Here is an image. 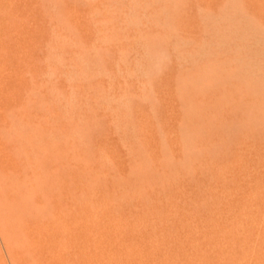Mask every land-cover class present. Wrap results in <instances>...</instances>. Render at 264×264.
<instances>
[{"label":"rangeland","instance_id":"obj_1","mask_svg":"<svg viewBox=\"0 0 264 264\" xmlns=\"http://www.w3.org/2000/svg\"><path fill=\"white\" fill-rule=\"evenodd\" d=\"M0 12V264H264V0H0Z\"/></svg>","mask_w":264,"mask_h":264},{"label":"bare ground","instance_id":"obj_2","mask_svg":"<svg viewBox=\"0 0 264 264\" xmlns=\"http://www.w3.org/2000/svg\"><path fill=\"white\" fill-rule=\"evenodd\" d=\"M3 1H4V0H3ZM115 1H116V0H115ZM127 1H128V0H127ZM130 1H131V0H129V2H130ZM152 1H153V0H152ZM155 1H156V0H155ZM227 1L229 2V0H227ZM35 2H36V1H35ZM41 2H43V1H41ZM45 2H46V1H45ZM57 2H58V1H57ZM57 2H56V3H57ZM61 2H62V1H61ZM110 2H111V0H110ZM123 2H125V1H123ZM149 2H150V1H149ZM185 2H186V1H185ZM195 2H196V1H195ZM8 3H10V2H8ZM13 3H14V2H13ZM36 3H37V2H36ZM47 3H48V2H47ZM69 3H70V1H69ZM132 3H133V2H132ZM132 3H131V4H132ZM190 3H191V2H190ZM224 3H225V2H224ZM240 3H242V1H241ZM26 4H27V3H26ZM53 4H54V3H53ZM59 4H60V3H59ZM100 4H101V3H100ZM129 4H130V3H129ZM136 4H137V2H136ZM144 4H145V3H144ZM174 4H175V3H174ZM182 4H183V3H182ZM204 4H205V3H204ZM204 4H202V5L204 6ZM207 4H210V3H207ZM232 4H234V2L231 3V5H232ZM235 4H236V3H235ZM235 4H234V5H235ZM252 4H253V3H252ZM29 5H30V4H29ZM45 5H46V4H45ZM62 5H65V4H62ZM115 5H116V4H115ZM117 5H118V4H117ZM126 5H127V4H126ZM134 5H135V4H134ZM134 5H133V6H134ZM137 5H138V4H137ZM158 5H159V4H158ZM216 5H217V4H216ZM223 5L226 6V4H223ZM10 6H11V5H10ZM12 6H13V5H12ZM12 6H11V7H12ZM57 6H58V5H57ZM108 6H109V5H108ZM148 6L150 7V5H148ZM151 6H152V5H151ZM168 6H169V5H168ZM174 6H175V5H174ZM187 6H188V4H187ZM192 6H193V5H192ZM194 6H195V5H194ZM235 6H236V5H235ZM247 6H249V5H247ZM252 6H253V5H252ZM7 7H8V5H7ZM11 7H10V10H11ZM31 7H32V6H31ZM33 7H35V6H33ZM43 7H44V6H43ZM43 7H42V8H43ZM59 7H60V6H58V8H59ZM66 7H67V6H66ZM101 7H102V6H101ZM140 7H141V6H140ZM164 7H165V6H164ZM254 7H255V6H254ZM4 8H5V7H4ZM103 8H104V7H103ZM108 8H109V7H108ZM119 8H120V7H119ZM124 8H126V7H124ZM158 8H159V7H157V9H158ZM190 8H191V7H190ZM217 8H218V7H217ZM231 8H232V7H231ZM242 8H243V7H242ZM29 9H30V8H29ZM29 9H28V10H29ZM37 9H38V8H37ZM40 9H41V8H40ZM54 9H56V8H54ZM67 9H68V8H67ZM67 9H66V10H67ZM104 9H105V8H104ZM110 9H111V8H110ZM114 9H115V8H114ZM163 9H165V8H163ZM218 9H219V8H218ZM255 9H256V8H255ZM21 10H22V9H21ZM52 10H53V9H52ZM64 10H65V9H64ZM88 10H90V9H88ZM126 10H127V9H126ZM137 10H139V9L137 8ZM141 10H142V8H141ZM141 10H140V11H141ZM154 10H155V9H154ZM161 10H162V9H161ZM173 10H174V9H173ZM180 10H181V8H180ZM193 10H194V9H193ZM221 10H222V9H221ZM221 10H220V11H221ZM252 10H253V8H252ZM6 11H7V10H6ZM16 11H17V10H16ZM42 11H43V10H42ZM44 11H45V10H44ZM53 11H54V10H53ZM92 11H95V10H92ZM99 11H100V10H99ZM107 11H108V10H107ZM111 11H112V10H111ZM114 11H115V10H114ZM124 11H125V10H124ZM129 11L131 12V10H128V12H129ZM144 11H145V10H144ZM148 11H149V9H148ZM163 11H164V10H163ZM189 11H190V9H189ZM194 11H195V10H194ZM194 11H192V12H190V13H193ZM200 11H201V10H200ZM217 11H218V10H217ZM220 11H219V12H220ZM234 11H235V10H234ZM242 11H243V10H242ZM39 12H40V11H39ZM45 12H46V11H45ZM54 12H55V11H54ZM102 12H103V11H102ZM104 12H105V11H104ZM134 12H135V11H134ZM142 12H143V10H142ZM236 12H237V11H236ZM238 12H241V11L238 10ZM251 12H252V11H251ZM0 13H1V12H0ZM4 13H5V12H4ZM37 13H38V12H37ZM56 13H57V11H56ZM60 13H61V12H60ZM115 13H116V12H115ZM177 13H178V11H177ZM201 13H202V11H201ZM231 13H232V12H231ZM243 13H244V12H243ZM43 14H44V13H43ZM108 14H109V13H108ZM119 14H120V13H119ZM158 14H159V13H158ZM241 14H242V13H241ZM8 15H9V14H8ZM16 15H17V14H16ZM16 15H15V16H16ZM27 15H28V14H27ZM51 15H52V14H51ZM51 15H50V16H51ZM62 15H63V14H62ZM62 15H59V16H62ZM65 15H66V14H65ZM69 15H70V14H69ZM84 15H86V14L84 13ZM87 15H88V14H87ZM101 15H102V14H101ZM101 15H100V16H101ZM123 15H124V13H123ZM129 15H130V14H129ZM134 15H135V13H134ZM150 15H151V14H150ZM150 15H149V16H150ZM166 15H167V14H166ZM180 15H181V14H180ZM193 15L195 16V15H197V14H193ZM199 15H200V12H199ZM259 15H260V14H259ZM1 16H3V15H1ZM9 16H10V15H9ZM9 16H8V17H9ZM42 16H43V15H41V17H42ZM46 16L48 17L47 14H46ZM46 16H45V17H46ZM66 16H67V15H66ZM90 16H91V15H90ZM94 16L96 17V15H94ZM107 16H108V15H107ZM112 16H113V13H112ZM132 16H133V15H132ZM146 16H147V15H146ZM153 16H154V15H153ZM191 16H192V15H191ZM191 16H190V17H191ZM209 16H210V15H209ZM243 16H244V14H243ZM31 17H32V16H31ZM39 17H40V16H39ZM67 17H68V16H67ZM92 17H93V15H92ZM101 17H102V16H101ZM116 17H117V16H116ZM119 17H120V16H119ZM126 17H127V16H126ZM126 17H125V19H126ZM163 17H164V16H163ZM186 17H188V16L186 15ZM230 17H231V16H230ZM238 17H239V16H238ZM0 18H1V17H0ZM9 18H10V17H9ZM9 18H8V19H9ZM43 18H44V17H43ZM43 18H42V19H43ZM55 18H57V16H56ZM55 18H54V19H55ZM86 18H87V17H86ZM102 18H103V17H102ZM110 18H111V17H110ZM123 18H124V17H123ZM129 18H130V17H129ZM133 18H134V17H133ZM135 18H137V20H138V17H135ZM144 18H145V16H144ZM156 18H157V17H156ZM164 18H165V17H164ZM194 18H197V17H194ZM198 18H199V17H198ZM198 18H197V20H198ZM234 18H235V17H234ZM2 19H3V17H2ZM14 19H15V18H14ZM14 19H13V20H14ZM33 19H34V18H33ZM57 19H58V18H57ZM60 19H61V18H60ZM90 19H91V18H90ZM95 19H96V18H95ZM114 19H115V18H114ZM130 19H131V18H130ZM130 19H129V20H130ZM146 19H148V18H146ZM211 19H212V18H211ZM211 19H210V20H211ZM232 19H233V17H232ZM232 19H231V20H232ZM5 20H6V19H5ZM15 20H16V19H15ZM44 20H46V19H44ZM47 20H48V19H47ZM62 20H63V19H62ZM134 20H135V19H134ZM160 20H161V19H160ZM174 20H175V19H174ZM197 20H196V21H197ZM200 20H202V19L200 18ZM208 20H209V19H208ZM215 20H216V19H215ZM249 20H251V19H249ZM254 20H255V19H254ZM254 20H253V21H254ZM10 21H12V20L10 19ZM17 21H18V20H17ZM50 21H51V19H50ZM64 21H65V20H64ZM92 21H93V19H92ZM110 21H112V20H110ZM124 21H125V20H124ZM147 21H148V20H147ZM147 21H146V22H147ZM187 21H188V20H187ZM206 21H207V20H206ZM240 21H241V19H240ZM251 21H252V20H251ZM12 22H13V21H12ZM31 22H32V21H31ZM37 22H38V21H37ZM68 22H69V21H68ZM86 22H87V20H86ZM88 22H89V21H88ZM94 22H95V21H94ZM94 22H93V23H94ZM96 22H97V21H96ZM104 22H105V21H104ZM114 22H115V20H114ZM114 22H113V23H114ZM125 22H126V21H125ZM138 22H140V21H138ZM152 22H154V21H152ZM164 22H165V20H164ZM168 22H169V21H168ZM198 22H199V20H198ZM198 22H197V23H198ZM202 22H203V21H202ZM202 22H201V23H202ZM244 22H245V21H244ZM244 22H243V23H244ZM255 22H256V21H255ZM255 22H254V23H255ZM2 23H3V22H2ZM6 23H7V21H6ZM39 23H40V22H39ZM44 23H45V22H44ZM59 23H60V22H59ZM62 23H63V22H62ZM79 23H80V22H79ZM89 23H92V22H89ZM93 23H92V24H93ZM100 23H102V22H100ZM128 23H129V21H128ZM135 23H136V22H135ZM135 23H134V24H135ZM165 23H166V22H165ZM199 23H200V22H199ZM199 23H198V26L201 24V23H200V24H199ZM218 23H219V22H218ZM247 23H248V21H247ZM7 24H8V23H7ZM13 24H14V23H13ZM26 24H28V23L26 22ZM47 24H48V23L46 22V25H47ZM53 24H54V23H53ZM115 24H116V23H115ZM119 24H121V23H119ZM132 24H133V23H132ZM146 24H148V23H146ZM181 24H182V23H181ZM202 24H204V23H202ZM213 24H214V23H213ZM233 24H234V22H233ZM240 24H241V23H240ZM244 24H245V23H244ZM255 24H256V23H255ZM22 25H23V24H22ZM42 25H43V24H42ZM46 25H45V26H46ZM50 25H51V24H50ZM50 25H49V27H51ZM57 25H58V24H57ZM93 25H94V24H93ZM93 25H92V27H93ZM98 25H99V24H97V26H98ZM129 25H130V24H129ZM140 25H141V24H140ZM140 25H139V26H140ZM189 25H190V24H189ZM195 25H196V24H195ZM250 25H252V23H251ZM9 26H10V25H9ZM45 26H44V27H45ZM70 26H71V25H70ZM88 26H89V25H88ZM100 26L103 27L102 25H100ZM121 26H122V25H121ZM124 26H125V25H124ZM126 26H127V25H126ZM133 26H135V25H133ZM150 26H151V24H150ZM196 26H197V25H196ZM205 26H206V25H205ZM208 26H209V25H208ZM210 26H211V25H210ZM255 26L257 27V24H256ZM29 27H30V26H29ZM29 27H28V28H29ZM47 27H48V26H47ZM57 27H58V26H57ZM74 27H75V26H74ZM111 27L113 28L112 25H111ZM116 27H117V26H116ZM118 27H119V26H118ZM140 27H141V26H140ZM161 27H162V24H161ZM170 27H171V26H170ZM203 27H204V26H201V28H203ZM217 27H218V26H217ZM249 27H250V26H249ZM253 27H254V26H253ZM259 27H260V26H258V29H259ZM10 28H11V27H10ZM14 28H15V26H14ZM17 28H18V27H17ZM103 28H104V27H103ZM103 28H102V29H103ZM106 28H107V27H106ZM120 28H121V27H120ZM133 28H134V27H133ZM146 28H148V27H145V29H146ZM164 28H165V27H164ZM166 28H168V27H166ZM195 28H198V27H195ZM219 28H220V26H219ZM228 28H229V27H227V29H228ZM231 28H232V27H231ZM238 28H239V26H238ZM250 28H251V27H250ZM11 29H12V28H11ZM15 29H16V28H15ZM22 29H23V27H22ZM30 29H31V27H30ZM48 29H49V28H48ZM57 29H59V28H57ZM62 29H63V28H62ZM93 29H94V28H92V30H93ZM113 29H114V28H113ZM131 29H132V28H131ZM136 29H139L138 26H137ZM159 29H160V28H159ZM216 29H217V28H216ZM216 29H214V30H216ZM235 29H236V28H235ZM235 29H234V30H235ZM23 30H24V29H23ZM67 30H68V29H67ZM97 30H98V29H97ZM108 30H109V29H108ZM111 30H112V29H111ZM128 30H129V29H128ZM167 30H168V29H167ZM202 30H203V29H202ZM217 30H218V29H217ZM222 30H224V29H222ZM229 30L231 31V29H229ZM229 30H228V31H229ZM242 30H243V29H242ZM254 30H255V29H254ZM256 30H257V29H256ZM259 30H260V29H259ZM27 31H28V30H27ZM31 31H34V30L31 29ZM47 31H48V30H47ZM51 31H52V30H51ZM55 31H56V29H55ZM63 31H64V30H63ZM93 31H94V30H93ZM116 31H118V30H116ZM129 31H131V30H129ZM149 31H150V30H149ZM169 31H170V30H169ZM192 31H193V30H192ZM203 31L206 32L205 29H204ZM203 31H201V32H202V34L204 35ZM207 31H208V30H207ZM224 31H225V30H224ZM244 31H245V30H244ZM2 32H4V31H2ZM12 32H13V31H12ZM29 32H30V31H29ZM29 32H27V33H29ZM49 32H50V31H49ZM67 32H68V31H67ZM95 32H97L96 29H95L94 33H95ZM114 32H115V31H114ZM127 32H128V31H127ZM154 32H155V31H154ZM175 32H176V31H175ZM196 32H197V31H194V33H196ZM199 32H200V31H199ZM208 32H209V31H208ZM208 32H207V33H208ZM211 32H212V31H211ZM38 33H39V32H38ZM51 33H52V32H51ZM53 33H54V32H53ZM53 33H52V34H53ZM70 33H72V32H70ZM77 33H78V32H77ZM98 33H99V32H98ZM133 33H134V32H133ZM136 33H137V32H136ZM144 33H145V32H144ZM163 33H164V32H163ZM165 33H166V32H165ZM169 33L171 34V32H169ZM220 33H221V31H220ZM230 33H231V32H230ZM257 33H259V32H257ZM0 34H1V33H0ZM3 34H4V33H3ZM5 34H6V33H5ZM39 34H40V33H39ZM56 34H57V33H56ZM68 34H69V33H68ZM92 34H93V33H92ZM95 34H96V33H95ZM110 34H111V33H110ZM218 34H219V33H218ZM231 34H232V33H231ZM250 34H251V32H250ZM1 35H2V34H1ZM7 35H8V34H7ZM42 35H43V34H42ZM60 35H61V34H60ZM60 35H59V36H60ZM84 35H85V34H84ZM90 35H91V34H90ZM101 35H102V34H101ZM139 35H140V34H139ZM175 35H177V34H175ZM205 35H206V34H205ZM205 35H204V36H205ZM210 35H212V34H210ZM244 35H245V34H244ZM247 35H248V34H247ZM258 35H259V34H258ZM4 36H5V35H4ZM8 36H9V35H8ZM32 36H34V35H32ZM45 36H46V35H44V37H45ZM69 36H70V35H69ZM93 36H95V35L93 34ZM177 36H178V35H177ZM254 36H255V35H254ZM254 36H253V37H254ZM39 37H40V36H39ZM39 37H38V38H39ZM50 37H51V36H50ZM50 37H49V38H50ZM91 37H92V36H91ZM114 37H115V36H114ZM124 37H125V36H124ZM148 37H149V36H148ZM155 37H156V36H155ZM208 37H209V36H208ZM229 37H230V36H229ZM232 37H233V35H232ZM234 37H235V36H234ZM241 37H242V36H241ZM258 37H259V36H258ZM261 37H262V36H261ZM263 37H264V36H263ZM22 38H23V36H22ZM41 38L43 39V37H41ZM45 38H46V37H45ZM49 38H48V39H49ZM55 38H56V37H55ZM93 38H94V37H93ZM104 38H105V37H104ZM167 38H168V37H167ZM197 38H199V37L197 36ZM202 38H203V37H202ZM211 38H212V37H211ZM214 38H215V37H214ZM221 38H222V37H221ZM235 38H236V37H235ZM244 38H246V37L244 36ZM249 38H250V37H249ZM19 39H20V38H19ZM28 39H29V38H28ZM30 39H31V38H30ZM73 39H74V38H73ZM88 39H89V38H88ZM113 39H115V38H113ZM117 39H118V38H117ZM125 39H126V38H125ZM125 39H124V40H125ZM134 39H135V38H134ZM195 39H196V38H195ZM224 39H225V38H224ZM237 39H239V38H237ZM242 39H243V38H242ZM4 40H5V39H4ZM32 40H33V39H32ZM45 40H46V39H45ZM45 40H44V41H45ZM65 40H66V39H65ZM91 40H95V38H94V39H91ZM97 40H98V39H97ZM100 40H101V39H100ZM100 40H99V41H100ZM158 40H159V39H158ZM167 40H168V39H167ZM174 40H176V39L174 38ZM178 40H180V39H178ZM193 40H194V39H193ZM193 40H192V41H193ZM197 40H200V38L197 39ZM212 40H213V39H212ZM221 40H222V39H221ZM229 40H230V39H228V41H229ZM255 40H256V39H255ZM7 41H8V40H7ZM9 41H11V40H9ZM22 41H23V40H22ZM44 41H43V42H44ZM55 41H56V40H55ZM55 41H53V42H55ZM95 41H96V40H95ZM104 41H105V40H104ZM107 41H108V40H107ZM127 41H128V40H127ZM133 41H134V40H133ZM138 41H139V40H138ZM202 41H203V40H202ZM215 41H216V40H215ZM219 41H220V40H219ZM222 41H223V40H222ZM228 41H227L226 44H228ZM234 41H236V40H234ZM237 41H238V40H237ZM249 41H250V40H249ZM263 41H264V40H263ZM17 42H18V41H17ZM17 42H16V43H17ZM37 42H38V41H37ZM43 42H42V43H43ZM63 42H64V41H62V43H63ZM181 42H183V41H181ZM199 42H200V41H199ZM230 42H231V41H230ZM230 42H229V43H230ZM240 42H241V41H240ZM240 42H239V43H240ZM242 42H243V41H242ZM246 42H248V41H246ZM258 42H259V41H258ZM31 43H32V42H31ZM106 43H107V42H106ZM113 43H114V42H113ZM120 43H121V42H120ZM168 43H169V40H168ZM170 43H171V42H170ZM195 43H196V42H195ZM195 43H194V46H195ZM202 43H203V42H202ZM204 43H205V42H204ZM237 43H238V42H237ZM259 43H260V42H259ZM4 44H5V43H4ZM4 44H3V45H4ZM19 44H20V43H19ZM38 44H39V43H38ZM43 44H44V43H43ZM49 44H50V43H49ZM56 44H57V43H56ZM56 44H55V45H56ZM81 44H82V43H81ZM94 44H95V43H94ZM111 44H112V43H111ZM130 44H131V43H130ZM152 44H153V43H152ZM159 44H160V43H159ZM165 44H166V43H165ZM174 44H175V43H174ZM181 44H182V43H181ZM231 44H232V43H231ZM240 44H241V43H240ZM247 44H249V43H247ZM254 44H255V43H254ZM15 45H16V44H15ZM23 45H24V44H23ZM35 45H37V44H35ZM70 45H71V44H70ZM74 45H75V44H74ZM105 45H106V44H105ZM127 45H128V44H127ZM134 45H135V44H134ZM176 45H178V44H176ZM199 45H200V44H199ZM224 45H225V44H224ZM234 45H235V44H234ZM261 45H262V44H261ZM9 46H10V45H9ZM38 46H39V45H38ZM44 46L46 47V43H45ZM44 46H43V47H44ZM62 46H64V45H62ZM67 46H69V45H67ZM78 46H79V45H78ZM78 46H77V47H78ZM107 46H108V43H107ZM120 46H121V44H120ZM123 46H124V45H123ZM140 46H142V45H140ZM145 46H146V45H145ZM158 46H159V45H158ZM166 46H167V44H166ZM169 46H170V45H169ZM183 46H184V45H183ZM189 46H190V45H189ZM238 46H239V45H238ZM18 47H19V46H18ZM41 47H42V46H41ZM69 47H70V46H69ZM100 47H101V46H100ZM104 47H105V46H104ZM109 47H110V46H109ZM113 47H115V44L113 45ZM136 47H137V46H136ZM178 47H179V46H178ZM178 47H177L176 49H178ZM222 47H224V46H222ZM243 47H245V46H243ZM243 47H242V49H243ZM259 47H260V46H259ZM28 48H29V47H28ZM35 48H36V47H35ZM57 48H58V47H57ZM60 48H61V47H60ZM66 48H67V47H66ZM90 48H91V47H90ZM92 48H93V46H92ZM110 48H111V47H110ZM141 48H142V47H140V49H141ZM197 48H198V47H197ZM204 48H205V47H204ZM226 48H228V47H226ZM226 48H225V49H226ZM230 48H231V47H230ZM248 48H249V47H248ZM253 48H255V47H253ZM20 49H21V48H20ZM42 49H43V48H42ZM63 49H64V48H63ZM67 49L69 50V48H67ZM93 49H94V48H93ZM93 49H92V50H93ZM100 49H101V48H100ZM115 49H116V47H115ZM121 49H122V48H121ZM173 49H175V48H173ZM221 49H223V48H221ZM234 49H236V48H234ZM259 49H260V48H259ZM31 50H32V49H31ZM37 50H38V49H37ZM39 50H40V48H39ZM44 50H45V49H44ZM46 50H47V49H46ZM46 50H45V51H46ZM78 50H79V49H78ZM105 50H106V49H105ZM113 50H114V49H113ZM117 50H118V49H117ZM117 50H116V51H117ZM143 50H144V49H143ZM164 50H166V49H164ZM168 50H169V49H168ZM171 50H172V49H171ZM215 50H216V49H215ZM230 50H231V49H230ZM250 50H251V48H250ZM254 50H256V49H254ZM257 50H258V49H257ZM261 50H262V49H261ZM16 51H17V49H16ZM33 51H35V49H33ZM47 51H49V49H48ZM84 51H85V50H84ZM89 51H91V50H89ZM95 51L97 52V49H96ZM101 51H102V49H101ZM140 51H141V50H140ZM172 51H175V50H172ZM177 51H178V50H177ZM192 51H194V49H193ZM220 51H221V50H220ZM227 51H228V50H227ZM251 51H252V50H251ZM251 51H250V52H251ZM19 52H20V51H19ZM21 52H22V51H21ZM26 52H27V51H26ZM51 52H52V51H51ZM59 52H61V50H60ZM78 52H79V51H78ZM81 52H82V51H81ZM85 52H87V51H85ZM91 52H92V51H91ZM118 52H119V51H118ZM146 52H147V51H146ZM168 52H169V51H168ZM170 52H171V51H170ZM194 52H195V51H194ZM204 52H205V51H204ZM238 52H239V51H238ZM248 52H249V51H248ZM252 52H253V51H252ZM252 52H251V53H252ZM41 53H42V52H41ZM41 53H40V54H41ZM44 53H45V52H44ZM55 53H56V52H55ZM62 53H63V52H62ZM74 53H75V52H74ZM102 53H104V55H105V53L108 54V53H111V52H107V51H106V52H103V51H102ZM124 53H125V51H124ZM132 53H133V52H132ZM143 53H145V52H143ZM177 53H178V52H177ZM177 53H176V54H177ZM196 53H197V52H196ZM196 53H195V54H196ZM233 53H234V52H233ZM236 53H237V52H236ZM240 53H242V52L240 51ZM257 53H258V52H257ZM257 53H256V54H257ZM30 54H31V53H30ZM49 54H50V53H49ZM52 54H53V53H52ZM52 54H51V55H52ZM60 54H61V53H60ZM93 54H94V53H93ZM107 54H106V55H107ZM136 54H137V53H136ZM170 54H171V53H170ZM170 54H169V55H170ZM184 54H186V53H184ZM203 54H204V53H203ZM227 54H228V53H227ZM3 55H6V53H3ZM19 55H20V54H19ZM27 55H28V54H27ZM36 55H37V53H36ZM36 55L34 54V56H36ZM45 55H46V54H45ZM79 55H80V54H79ZM79 55H78V56H79ZM83 55H84V54H83ZM83 55H82V56H83ZM99 55H100V54H99ZM108 55H110V54H108ZM117 55H118V57H119V53H117ZM127 55H128V53H127ZM147 55H148V54H147ZM149 55H150V54H149ZM161 55H162V54H161ZM172 55H173V53H172ZM179 55H180V54H179ZM179 55H178V56H179ZM186 55H187V54H186ZM188 55H189V54H188ZM188 55H187V56H188ZM198 55H199V54H198ZM200 55H201V54H200ZM233 55H234V54H233ZM237 55H238V53H237ZM247 55H249V53H248ZM7 56H8V55H7ZM13 56H14V55H13ZM65 56H66V55H65ZM86 56H87V55H86ZM89 56H90V55H89ZM95 56H97V55H95ZM100 56H101V55H100ZM110 56H113V55H110ZM122 56H123V54H122ZM133 56H134V55H133ZM136 56H137V55H136ZM144 56H145V55H144ZM154 56H155V55H154ZM187 56H186V57H187ZM191 56H192V55H191ZM211 56H212V55H211ZM253 56H254V55H253ZM42 57H43V55H42ZM52 57H53V56H52ZM57 57H58V56H57ZM61 57H62V56H61ZM76 57H77V56H76ZM79 57H80V56H79ZM92 57H93V56H92ZM116 57H117V56H116ZM118 57H117V59H118ZM124 57H125V55H124ZM128 57H129V56H128ZM128 57H127V58H128ZM139 57H140V56H139ZM167 57H169V56H167ZM173 57H174V55H173ZM212 57H213V56H212ZM230 57H231V56H230ZM234 57H235V56H234ZM242 57H243V56H242ZM242 57H241V58H242ZM32 58H33V57H32ZM48 58H49V57H48ZM55 58H56V57H55ZM58 58H59V57H58ZM68 58H69V57H68ZM147 58H148V57H147ZM179 58H181V57L179 56ZM191 58H192V57H191ZM200 58H201V56H200ZM202 58H203V56H202ZM245 58H247V57H245ZM259 58H260V57H259ZM6 59H7V57H6ZM22 59H23V57H22ZM34 59H35V58H34ZM44 59H46V58H44ZM75 59H76V58H75ZM81 59H82V58H80V60H81ZM99 59H100V58H99ZM101 59H103V56H102ZM107 59H108V58H107ZM111 59H113V57H112ZM135 59H137V57H136ZM149 59H150V58H149ZM156 59H157V58H156ZM198 59H199V56H198ZM223 59H224V58H223ZM35 60H36V59H35ZM50 60H51V58H50ZM92 60H95V59H92ZM97 60H98V58H97ZM108 60H109V59H108ZM125 60H126V59H125ZM157 60H159V59H157ZM157 60H156V62H157ZM189 60H190V59H189ZM193 60H194V59H193ZM250 60H251V59H250ZM253 60H254V59H253ZM2 61H4V60H2ZM51 61H52V60H51ZM64 61H65V60H64ZM76 61H77V60H76ZM98 61H99V60H98ZM112 61H113V60H112ZM114 61H115V60H114ZM130 61H131V59H130ZM174 61H175V60H174ZM232 61H233V60H232ZM239 61H240V60H239ZM10 62H11V61H10ZM16 62H17V61H15V63H16ZM22 62H23V61H22ZM27 62H28V61H27ZM33 62H34V60H33ZM48 62H49V61H48ZM48 62L46 61V62H44V63L46 64V63H48ZM82 62H83V61H82ZM85 62H86V61H85ZM85 62H84V63H85ZM87 62H88V61H87ZM147 62H148V60H147ZM150 62H151V61H150ZM190 62H191V61H190ZM218 62H219V61H218ZM233 62H234V61H233ZM24 63H25V62H24ZM31 63H32V61H31ZM36 63H37V62H36ZM42 63H43V61H42ZM42 63H41V65H42ZM53 63H54V62H53ZM57 63H58V62H57ZM60 63H61V60H60ZM63 63H64V62H63ZM67 63H68V61H67ZM70 63H71V62H70ZM73 63H74V62H73ZM73 63H72V64H73ZM99 63H100V61H99ZM103 63H105V62H103ZM121 63H122V61H121ZM135 63H138V62H135ZM151 63H152V62H151ZM164 63H165V62H164ZM177 63H178V62H176L175 64L177 65ZM187 63H188V62H187ZM239 63H240V62H239ZM262 63H263V62H262ZM13 64H14V63H13ZM16 64H17V63H16ZM25 64H26V63H25ZM45 64H44V65H45ZM49 64H50V63H49ZM49 64H48V65H49ZM61 64H62V63H61ZM87 64H88V63H87ZM97 64H98V63H97ZM100 64H101V63H100ZM107 64H108V63H107ZM127 64H128V62H127ZM138 64H139V63H138ZM146 64H147V63H146ZM157 64H158V63H157ZM169 64H170V63H169ZM194 64H195V61H194ZM218 64H219V63H218ZM227 64H228V63H227ZM229 64H230V63H229ZM9 65H10V64H9ZM44 65H43V66H44ZM57 65H58V64H57ZM59 65H60V64H59ZM65 65H66V64H65ZM70 65H71V64H70ZM84 65H85V64H84ZM93 65H94V64H93ZM110 65H111V64H110ZM115 65H116V64H115ZM115 65H114V66H115ZM123 65H124V64H123ZM134 65H135V64H134ZM210 65H211V64H210ZM257 65H258V64H257ZM28 66H29V65H28ZM51 66H53V65H51ZM55 66H56V65H54V67H55ZM80 66H81V65H80ZM101 66H102V65H100V67H101ZM124 66H125V65H124ZM129 66H130V65H129ZM148 66H149V64H148ZM174 66H175V65H174ZM189 66H190V65H189ZM195 66H196V65H195ZM234 66H235V65H234ZM240 66H241V65H240ZM242 66H243V63H242ZM250 66H251V65H250ZM10 67H11V66H10ZM22 67H24V66H22ZM32 67H33V66H32ZM37 67H38V65H37ZM46 67L48 68V67H50V66H46ZM75 67H77V65H76ZM103 67H105V66H103ZM133 67H134V66H133ZM175 67H176V66H175ZM222 67H223V66H222ZM255 67H256V66H255ZM26 68H27V67H26ZM56 68H57V67H56ZM62 68H63V67H62ZM83 68H84V67H83ZM98 68H99V67H98ZM129 68H130V67H129ZM137 68H138V67H137ZM150 68H151V67H150ZM180 68H181V67H179V69H180ZM182 68H183V67H182ZM211 68H212V66H211ZM33 69H34V68H33ZM48 69H49V68H48ZM64 69H65V68H64ZM116 69H117V68H116ZM118 69H119V68H118ZM126 69H127V68H126ZM140 69H141V68H140ZM153 69H154V68H153ZM164 69H165V68H164ZM175 69H176V68H175ZM177 69H178V68H177ZM199 69H200V68H199ZM0 70H1V69H0ZM34 70H35V69H34ZM39 70H42V69L39 68ZM45 70H46V69H45ZM53 70H54V69H53ZM67 70H68V69H67ZM79 70H81V69H79ZM102 70H103V68H102ZM114 70H115V69H114ZM120 70H121V69H120ZM132 70H133V69H132ZM132 70H131V71H132ZM136 70H137V69H136ZM250 70H251V69H250ZM22 71H23V70H22ZM25 71H26V70H25ZM27 71H28V68H27ZM29 71H30V70H29ZM35 71H36V70H35ZM60 71H61V70H60ZM105 71H106V70H105ZM118 71H119V70H117L116 72H118ZM175 71H176V70H175ZM185 71H187V70H185ZM236 71H237V70H236ZM243 71H244V69H243ZM254 71H255V70H254ZM1 72H2V71H1ZM71 72H72V71H71ZM126 72H127V71H126ZM144 72H145V71H144ZM158 72H159V71H158ZM211 72H212V71H211ZM233 72H234V71H233ZM3 73H4V72H3ZM40 73H41V72H40ZM56 73L58 74L59 71H57ZM61 73H62V72H61ZM64 73H65V72H64ZM69 73H70V72H69ZM75 73L77 74L76 71H75ZM84 73L86 74V72H84ZM88 73H89V72H88ZM101 73H102V72H101ZM147 73H148V72H147ZM230 73H231V72H230ZM239 73H240V71H239ZM260 73H262V72H260ZM42 74H43V73H42ZM42 74H41V75H42ZM47 74H48V73H47ZM92 74H93V73H92ZM99 74H100V73H99ZM116 74H117V73H116ZM119 74H120V73H119ZM132 74H133V73H132ZM137 74H138V73H137ZM140 74H141V73H140ZM151 74H152V73H151ZM155 74H156V73H155ZM160 74H161V73H160ZM174 74H175V72H174ZM176 74H177V73H176ZM205 74H206V73H205ZM254 74H255V73H254ZM27 75H28V74H27ZM27 75H26V76H27ZM44 75H45V74H44ZM44 75H43V76H44ZM69 75H70V74H69ZM100 75H101V74H100ZM100 75H99V76H100ZM105 75H106V73H105ZM133 75H134V74H133ZM135 75H136V74H135ZM141 75H142V74H141ZM203 75H204V74H203ZM207 75H208V74H207ZM228 75H229V74H228ZM231 75L234 76V74H231ZM236 75H237V72H236ZM241 75H242V74H241ZM248 75H250V74H248ZM251 75H252V74H251ZM37 76H39V75L37 74ZM43 76H40V77H43ZM45 76H47V75H45ZM48 76H49V74H48ZM54 76H55V75H54ZM73 76H75V75H73ZM78 76H79V75H78ZM90 76H92V75H90ZM128 76H129V74H128ZM144 76H145V75H144ZM152 76H153V75H152ZM157 76H158V75H157ZM157 76H156V77H157ZM212 76H213V75H212ZM225 76H226V75H225ZM229 76H230V75H229ZM237 76H238V75H237ZM252 76H253V78H254V75H252ZM11 77H12V76H11ZM15 77H16V76H15ZM30 77H31V76H30ZM40 77H39V78H40ZM63 77H64V76H63ZM63 77H62V78H63ZM71 77H72V76H71ZM86 77H87V76H86ZM96 77H97V76H96ZM102 77H104V76H102ZM129 77H130V76H129ZM142 77H143V76H142ZM156 77H155V78H156ZM31 78H32V77H31ZM47 78H48V77H47ZM49 78H50V77H49ZM59 78H60V76H59ZM64 78H65V77H64ZM69 78H70V76H69ZM74 78H75V77H74ZM94 78H95V77H94ZM137 78H138V77H137ZM146 78H147V77H146ZM240 78H241V77H239V79H240ZM246 78H247V77H246ZM246 78H245V79H246ZM17 79H18V78H17ZM36 79H37V78H36ZM41 79H43V78H41ZM50 79H51V78H50ZM65 79L68 80V78H65ZM72 79H73V78H72ZM100 79H101V78H100ZM120 79H122V78H120ZM131 79H132V78H131ZM134 79H135V78H134ZM222 79H223V78H222ZM229 79H230V78H229ZM231 79H232V77H231ZM233 79H234V78H233ZM233 79H232V80H233ZM236 79H237V78H236ZM236 79H235V80H236ZM245 79H244V80H245ZM258 79H260V78H257V80H258ZM37 80H38V79H37ZM44 80H45V78H44ZM52 80H53V79H52ZM88 80H89V79H88ZM117 80H118V79H117ZM122 80H123V79H122ZM137 80H139V79H137ZM137 80H136V81H137ZM175 80H176V79H175ZM175 80H174V81H175ZM216 80H217V79H216ZM232 80H230V81H232ZM242 80H243V79H242ZM242 80L240 79L241 82H242ZM250 80H251V79H250ZM263 80H264V79H263ZM13 81H14V80H13ZM22 81H23V80H22ZM39 81H40V80H39ZM61 81H62V80H61ZM95 81H96V80H95ZM123 81H124V80H123ZM192 81H193V80H192ZM194 81H195V80H194ZM221 81H222V80H221ZM236 81H239V80L237 79ZM258 81H259V80H258ZM23 82H24V81H23ZM29 82H30V81H29ZM31 82H32V80H31ZM49 82H50V81H49ZM49 82H48V83H49ZM52 82H53V81H52ZM63 82H64V80H63ZM78 82H79V81H78ZM78 82H77V83H78ZM82 82H83V81H82ZM182 82H183V81H182ZM244 82H245V81H244ZM4 83H5V82H4ZM8 83H9V82H8ZM32 83H33V82H32ZM35 83H36V82H35ZM40 83H41V82H40ZM67 83H70V82L68 81ZM67 83H66V85H67ZM73 83H74V82H73ZM83 83H84V82H83ZM87 83H88V82H87ZM134 83H135V82H134ZM175 83H177V82H175ZM226 83H227V82H226ZM229 83H230V82H229ZM257 83H258V82H257ZM257 83H256V84H257ZM262 83H263V81H262ZM2 84H3V83H2ZM5 84H6V83H5ZM25 84H26V82H25ZM58 84H59V83H58ZM106 84H107V83H106ZM193 84H194V83H193ZM224 84H225V83H224ZM251 84H253V83H251ZM23 85H24V84H23ZM43 85H44V84H43ZM64 85H65V83H64ZM71 85H72V84H71ZM17 86H18V85H17ZM41 86H42V84H41ZM108 86H109V85H108ZM150 86H151V85H150ZM175 86H176V85H175ZM183 86H184V85H183ZM205 86H206V85H205ZM71 87H72V86H71ZM127 87H128V86H127ZM141 87H142V86H141ZM143 87H144V86H143ZM152 87H153V86H152ZM181 87H182V86H181ZM206 87H207V86H206ZM257 87H258V86H257ZM3 88H4V87H3ZM66 88H67V86H66ZM31 89H32V88H31ZM78 89H79V88H78ZM80 89H81V88H80ZM240 89H242V88H240ZM256 89H257V88H256ZM67 90H68V89H67ZM106 90H108V89H106ZM235 90H236V88H235ZM253 90H254V89H253ZM79 91H80V90H79ZM128 91H129V90H128ZM144 91H145V90H143V92H144ZM152 91H153V90H151V92H152ZM246 91H247V90H246ZM66 92H67V91H66ZM68 92H69V91H68ZM73 92H74V91H73ZM73 92H72V93H73ZM95 92H96V91H95ZM122 92H123V91H122ZM140 92H141V91H140ZM209 92H210V91H209ZM38 93H39V92H38ZM70 93H71V92H70ZM184 93H185V92H184ZM261 93H262V92H261ZM9 94H10V93H9ZM18 94H19V93H18ZM34 94H35V93H34ZM56 94H57V93H56ZM181 94H182V93H181ZM4 95H5V94H4ZM26 95H27V94H26ZM26 95H25V96H26ZM51 95H52V94H51ZM69 95H70V94H69ZM93 95H94V94H93ZM239 95H240V94H239ZM47 96H48V95H47ZM72 96H73V95H72ZM94 96H95V95H94ZM101 96H102V95H101ZM178 96H179V95H178ZM253 96H254V95H253ZM6 97H7V96H6ZM18 97H19V96H18ZM98 97H99V96H98ZM98 97H97V98H98ZM144 97H145V96H144ZM254 97H255V96H254ZM210 98H211V97H210ZM249 98H250V97H249ZM3 99H4V98H3ZM36 99H37V98H36ZM62 99H63V98H62ZM86 99H88V98H86ZM127 99H128V98H127ZM178 99H180V98H178ZM203 99H204V98H203ZM223 99H224V98H223ZM24 100H25V99H24ZM45 100H46V99H45ZM54 100H55V99H54ZM111 100H112V99H111ZM114 100H115V99H114ZM252 100H253V99H252ZM12 101H13V100H12ZM55 101H56V100H55ZM66 101H67V100H66ZM120 101H121V99H120ZM179 101H180V100H179ZM2 102H3V101H2ZM26 102H27V101H26ZM112 102H113V101H112ZM143 102H144V101H143ZM181 102H182V101H181ZM181 102H180V103H181ZM183 102H184V101H183ZM239 102H240V101H239ZM32 103H33V102H32ZM113 103H114V102H113ZM117 103H118V102H117ZM0 104H1V103H0ZM38 104H39V103H38ZM65 104H66V102H65ZM70 104H71V103H70ZM70 104H69V106H70ZM87 104H88V103H87ZM122 104H123V103H122ZM259 104H260V103H259ZM261 104H262V103H261ZM2 105H3V104H2ZM72 105H73V104H72ZM96 105H97V104H96ZM110 105H111V104H110ZM148 105H149V103H148ZM10 106H12V105L10 104ZM10 106H9V107H10ZM107 106H108V105H107ZM259 106H260V105H259ZM43 107H44V106H43ZM82 107H84V106H82ZM125 107H126V106H125ZM150 107H152V106H150ZM150 107H149V108H150ZM236 107H237V106H236ZM3 108H4V107H3ZM38 108H40V107H38ZM41 108H42V107H41ZM129 108H130V106H129ZM181 108H182V107H181ZM239 108H240V107H239ZM263 108H264V107H263ZM263 108H262V109H263ZM64 109H65V108H64ZM87 109H88V108H87ZM118 109H119V108H118ZM146 109H147V108H146ZM222 109H223V108H222ZM9 110H10V108H9ZM41 110H42V109H41ZM48 110H49V109H48ZM151 110H152V109H151ZM151 110H150V111H151ZM260 110H261V109H260ZM80 111H81V110H80ZM106 111H107V110H106ZM75 112H76V110H75ZM88 112H89V111H88ZM104 112H105V111H104ZM108 112H109V111H108ZM13 113H14V112H13ZM73 113H74V112H73ZM206 114H207V112H206ZM49 115H50V114H49ZM129 115H130V114H129ZM152 115H153V114H152ZM179 115H180V114H179ZM232 115H233V114H232ZM13 116H14V115H13ZM63 116H64V115H63ZM181 116H182V115H181ZM212 116H213V115H212ZM250 116H251V114H250ZM254 116H255V115H254ZM15 117H16V116H15ZM110 117H111V116H110ZM153 117H154V116H153ZM65 118H66V117H65ZM76 118H77V117H76ZM182 118H183V117H182ZM40 119H41V118H40ZM86 119H87V118H86ZM111 119H113V118H111ZM130 119H131V118H130ZM154 119H155V118H154ZM221 119H222V118H221ZM92 120H93V119H92ZM21 121H22V120H21ZM43 121H44V120H43ZM93 121H94V120H93ZM248 121H249V119H248ZM61 122H63V121H61ZM99 122H100V121H99ZM185 122H186V121H185ZM212 122H213V121H212ZM243 122H244V121H243ZM218 123H219V122H218ZM231 123H232V122H231ZM235 123H236V122H235ZM252 123H253V122H252ZM255 123H256V122H255ZM11 124H12V122H11ZM19 124H20V123H19ZM46 124H47V123H46ZM80 124H81V123H80ZM247 124H248V123H247ZM3 125H4V124H3ZM23 125H24V124H23ZM54 125H55V124H54ZM94 125H95V124H94ZM111 125H112V124H111ZM242 125H244V124H242ZM1 126H2V125H1ZM240 126H241V124H240ZM240 126H239V127H240ZM245 126H247V125H245ZM10 127H11V126H10ZM180 127H181V126H180ZM213 127H215V126H213ZM235 127H236V125L234 126V128H235ZM239 127L237 126V128H239ZM216 128H217V127H216ZM234 128H232L231 130L234 131V130H233ZM241 128H242V127H241ZM260 128H261V127H260ZM5 129H6V128H5ZM78 129H79V128H78ZM118 130H119V129H118ZM178 130H180V129H178ZM225 130H226V129H225ZM238 130H239V129H238ZM1 131H2V130H1ZM65 131H66V130H65ZM79 131H81V130H79ZM160 131H162V130H160ZM236 131H237V130H236ZM240 131L242 132L241 129H240ZM115 132H116V131H115ZM223 132H224V131H223ZM225 132H226V131H225ZM2 133H3V132H2ZM5 133H6V132H5ZM121 133H122V132H121ZM161 133H162V132H161ZM228 133H230V132H228ZM231 133H232V132H231ZM234 133H235V132H234ZM0 134H1V132H0ZM14 134H15V133H14ZM14 134H12V135H14ZM205 134H206V133H205ZM1 135H2V134H1ZM1 135H0V136H1ZM77 135H78V134H77ZM86 135H87V134H86ZM202 135H203V134H202ZM9 136H10V135H9ZM179 136H180V134H179ZM183 136H184V135H183ZM207 136H208V135H207ZM22 137H23V136H22ZM49 137H50V136H49ZM65 137H66V136H65ZM162 137H163V136H162ZM180 137H181V136H180ZM227 137H228V136H227ZM232 137H234V136H232ZM52 138H53V137H52ZM70 138H71V137H70ZM93 138H94V137H93ZM204 138H205V136H204ZM1 139H2V138H1ZM58 139H59V138H58ZM71 139H72V138H71ZM79 139H80V138H79ZM118 139H119V138H118ZM227 139H228V138H227ZM218 140H219V139H218ZM33 141H34V139H33ZM49 141H50V140H49ZM138 141H139V140H138ZM182 141H183V140H182ZM62 142H63V141H62ZM161 142H162V141H161ZM17 143H18V142H17ZM68 143H69V142H68ZM121 143H122V142H121ZM164 143H165V142H164ZM166 143H167V142H166ZM193 143H194V142H193ZM193 143H192V144H193ZM202 143H203V142H202ZM205 143H206V142H205ZM52 144H53V143H52ZM118 144H119V143H118ZM229 144H230V143H229ZM10 145H11V144H10ZM87 145H88V144H87ZM164 145H165V144H164ZM183 145H184V142H183ZM21 146H22V145H21ZM117 146H118V145H117ZM185 146H187V145H185ZM219 146H220V145H219ZM223 146H224V145H223ZM30 147H31V146H30ZM36 147H37V146H36ZM44 147H45V146H44ZM120 147H121V146H120ZM122 147H123V146H122ZM161 147H162V146H161ZM31 148H32V147H31ZM39 148H40V147H39ZM123 148H124V147H123ZM124 149H125V148H124ZM182 149H183V148H182ZM21 150H22V149H21ZM40 150H41V149H40ZM86 150H87V149H86ZM122 150H123V149H122ZM209 150H211V149H209ZM22 151H23V150H22ZM124 151H125V150H124ZM127 151H128V150H127ZM185 151H186V150H185ZM214 151H215V150H214ZM218 151H219V150H218ZM25 152H26V151H25ZM32 152H33V151H32ZM62 152H63V151H62ZM142 152H143V151H142ZM183 152H184V151H183ZM197 152H199V151H197ZM197 152H196V153H197ZM207 152H208V151H207ZM216 152H217V151H216ZM193 153H194V152H193ZM19 154H20V153H19ZM168 154H169V153H168ZM170 154H171V153H170ZM191 154H192V153H191ZM197 154H198V153H197ZM214 154H215V153H214ZM214 154H213V155H214ZM189 155H190V154H189ZM213 155H212V156H213ZM23 156H24V155H23ZM183 156H184V155H183ZM29 157H30V156H29ZM201 157H202V156H201ZM214 157H215V156H214ZM214 157H213V158H214ZM67 158H68V157H67ZM134 158H135V157H134ZM186 158H187V157H186ZM215 158H216V157H215ZM76 159H77V158H76ZM20 160H21V159H20ZM61 160H62V159H61ZM184 160H186V159L184 158ZM33 161H34V160H33ZM107 161H108V160H107ZM26 162H27V161H26ZM36 162H37V161H36ZM86 162H87V161H86ZM186 162H187V161H186ZM186 162H185V163H186ZM23 163H24V162H23ZM27 163H28V162H27ZM135 164H136V163H135ZM113 166H114V165H113ZM150 166H151V165H150ZM52 167H53V166H52ZM30 169H32V168H30ZM38 169H39V168H38ZM114 169H115V168H114ZM128 169H129V168H128ZM34 170H36V169H34ZM162 170H163V169H162ZM31 172H33V171H31ZM192 172H193V171H192ZM115 174H116V173H115ZM191 175H193V174H191ZM9 176H10V175H9ZM23 177H24V176H23ZM259 178H260V177H259ZM8 179H9V178H8ZM26 179H27V178H26ZM13 180H14V179H13ZM14 181H15V180H14ZM22 183H24V182H22ZM4 184H6V183H4ZM20 184H21V183H20ZM36 185H37V183H36ZM43 187H44V186H43ZM12 189H13V188H12ZM18 189H19V188H18ZM58 189H59V188H58ZM19 190H20V189H19ZM123 190H124V189H123ZM17 191H18V190H17ZM47 191H48V190H47ZM34 192H35V191H34ZM34 195H35V193H34ZM26 197H27V196H26ZM20 198H21V197H20ZM34 198H36V197H34ZM46 198H47V197H46ZM29 201H30V200H29ZM24 202H25V200H24ZM30 202H31V201H30ZM45 204L47 205V203H45ZM6 205H7V204H6ZM31 206H32V205H31ZM3 207H4V205H3ZM10 207H11V206H10ZM29 207H30V206H29ZM38 208H39V207H38ZM25 209H26V208H25ZM35 209H36V208H35ZM30 210H31V209H30ZM7 211H8V209H7ZM38 211H39V210H38ZM44 211H45V210H44ZM3 212H4V211H3ZM41 212H42V211H41ZM48 212H49V211H48ZM33 213H34V212H33ZM13 214H14V213H13ZM29 215H30V214H29ZM39 215H40V214H39ZM44 215H45V214H44ZM27 216H28V215H27ZM48 217H49V216H48ZM3 218H4V217H3ZM15 218H16V217H15ZM35 218H36V216H35ZM12 221H13V220H12ZM19 221H20V220H19ZM3 222H4V221H3ZM5 229H6V227H5ZM11 229H12V228H11ZM2 231H3V230H2ZM3 233H4V231H3ZM229 238H230V237H229ZM7 239H8V238H7ZM260 240H261V239H260ZM0 243H1V242H0ZM14 243H15V242H14ZM23 243H24V242H23ZM15 244H16V243H15ZM7 245H9V244H7ZM255 247H256V246H255ZM255 247H254V248H255ZM262 247H263V246H262ZM1 248H2V247H1ZM7 248H8V247H7ZM225 248H226V247H225ZM238 248H240V247H238ZM8 249H9V248H8ZM0 250H1V249H0ZM235 251H236V250H235ZM47 253H48V252H47ZM239 253H240V252H239ZM242 254H243V253H242ZM253 254H254V252H253ZM5 255H6V254H5ZM17 255H18V254H17ZM6 257H7V256H6ZM227 257H228V256H227ZM230 257H231V256H230ZM0 258H1V257H0ZM23 258H24V257H23ZM236 258H237V257H236ZM32 261H34V260L32 259ZM3 263H4V261H3ZM250 263H251V262H250ZM32 264H33V263H32ZM226 264H227V262H226ZM254 264H255V263H254Z\"/></svg>","mask_w":264,"mask_h":264}]
</instances>
